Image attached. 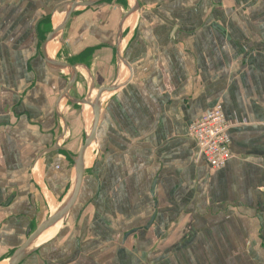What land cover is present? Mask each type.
<instances>
[{"label":"crops","instance_id":"crops-1","mask_svg":"<svg viewBox=\"0 0 264 264\" xmlns=\"http://www.w3.org/2000/svg\"><path fill=\"white\" fill-rule=\"evenodd\" d=\"M70 1L0 0V264L64 200L104 87L76 201L20 264H264V0H104L42 45ZM216 103L213 170L188 126Z\"/></svg>","mask_w":264,"mask_h":264},{"label":"water","instance_id":"water-1","mask_svg":"<svg viewBox=\"0 0 264 264\" xmlns=\"http://www.w3.org/2000/svg\"><path fill=\"white\" fill-rule=\"evenodd\" d=\"M102 1L104 0H85V1H79V2L70 1L68 3V7L65 10L66 12H65V16L63 20L56 28H54L49 34H47V36L45 37L44 43L42 45L46 44L48 41L52 40L53 38L57 37V35H59V33L64 29L67 21L69 20L71 16V13L73 12L75 8L81 7V6L89 7V6H92ZM135 7L130 8L122 16L120 24H119V28L117 30L118 39H120V25H121L122 19L125 18L129 13L133 12V10H135ZM44 57H45V62L50 66L70 68L72 73H71V77L69 79V82L66 88V90H68L76 80V72H75L74 66L71 64L62 62V61L48 58L46 55H44ZM108 89L109 87L100 88L97 91V96L93 102H88L86 99L78 100L82 104L90 103L91 110H92V118H91L89 129L86 130L84 133L82 144L78 148L76 154L71 157L73 161L74 173H73V178L70 183L68 192L64 200L59 205V207L53 213H51L46 219H44L31 233L28 234L26 240L14 251L8 264H20L32 252V249L34 248L33 245L35 241L40 237V235L45 230L53 226L55 223L62 220L71 211L76 201V198H77V195L79 193L80 186L82 183V179H83V172H84V167H85L84 166L85 165V161H84L85 153L87 149L90 147L91 143L95 140L96 126H97L98 117H99L100 96L103 92H105Z\"/></svg>","mask_w":264,"mask_h":264},{"label":"built area","instance_id":"built-area-1","mask_svg":"<svg viewBox=\"0 0 264 264\" xmlns=\"http://www.w3.org/2000/svg\"><path fill=\"white\" fill-rule=\"evenodd\" d=\"M228 128L229 123L220 103L188 126V133L194 139L199 155L213 170L223 167L231 158Z\"/></svg>","mask_w":264,"mask_h":264},{"label":"rangeland","instance_id":"rangeland-1","mask_svg":"<svg viewBox=\"0 0 264 264\" xmlns=\"http://www.w3.org/2000/svg\"><path fill=\"white\" fill-rule=\"evenodd\" d=\"M111 1H112V0H108V1H107V4H109ZM76 14H78V13H76ZM79 79H81V81L79 80L78 82H79V84H80V87L83 89V96H82V97H85L86 93L84 94V91H85V89H86V84H85V81L82 80V77H79ZM89 95H90L91 98L88 99L87 101H88V102H92V99L94 98V94L90 93ZM85 104H86V103H85ZM86 105H87L88 108L91 107V106H90V103H88V104H86ZM85 124H87V125H86V126H87L86 128H87V130H88V123L85 122ZM82 139H83V138H78V140L76 141L75 145L77 144V146L75 147V145H74L75 148H73V154L75 153V151H77L78 145H79L80 143H82V141H83ZM93 147H94V144L91 145V151H90V158H89V161H88V160H84V161H85V165H89V163H90V161H91ZM84 159H85V158H84ZM87 167H88V166H87Z\"/></svg>","mask_w":264,"mask_h":264},{"label":"bare ground","instance_id":"bare-ground-1","mask_svg":"<svg viewBox=\"0 0 264 264\" xmlns=\"http://www.w3.org/2000/svg\"><path fill=\"white\" fill-rule=\"evenodd\" d=\"M57 46V45H56ZM86 123H88V129H89V127H90V123H91V109H90V107L88 108H86ZM87 125V124H86ZM93 143H91V145H92ZM91 145H90V147L87 149V151H86V153H85V157H86V155L88 154V152H89V150H90V148H91ZM84 157V158H85ZM56 224V223H55ZM54 224V225H55ZM53 225V226H54ZM53 226H51L50 228H48L47 230H45L41 235H40V237L35 241V243H34V245L33 246H35V245H37V244H39V242L42 240L41 238L43 237V235L49 230V229H51Z\"/></svg>","mask_w":264,"mask_h":264}]
</instances>
